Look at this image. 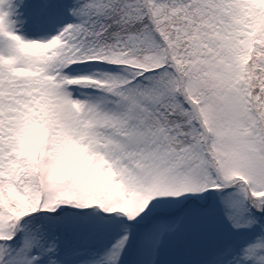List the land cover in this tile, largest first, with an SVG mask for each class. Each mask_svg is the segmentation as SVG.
Returning a JSON list of instances; mask_svg holds the SVG:
<instances>
[{"label": "snow or ice", "instance_id": "1", "mask_svg": "<svg viewBox=\"0 0 264 264\" xmlns=\"http://www.w3.org/2000/svg\"><path fill=\"white\" fill-rule=\"evenodd\" d=\"M0 264H264V0H0Z\"/></svg>", "mask_w": 264, "mask_h": 264}]
</instances>
